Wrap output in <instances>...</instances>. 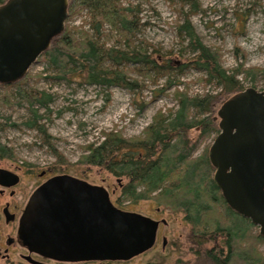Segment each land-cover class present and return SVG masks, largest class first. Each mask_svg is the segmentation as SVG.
<instances>
[{
	"label": "rangeland",
	"instance_id": "374dc122",
	"mask_svg": "<svg viewBox=\"0 0 264 264\" xmlns=\"http://www.w3.org/2000/svg\"><path fill=\"white\" fill-rule=\"evenodd\" d=\"M199 2L201 11L192 14V7L182 0H125L124 5L134 10L131 18L136 25L135 31L127 40L121 30L105 24L101 42L125 51L134 49L146 51L155 57L162 55L185 61L193 56V52L189 48V38L180 33L179 25L189 16L202 42L217 52L222 66L229 72L240 66L241 72L243 68L259 70L255 81L251 77L246 80L244 74L238 76L244 89L254 87L264 91V0ZM88 21L85 13L73 16L69 13L65 28H73L74 36L81 41L82 30L94 35ZM27 74H30L29 80L21 85V89L33 93L45 91L52 94L53 99L48 110L39 109L38 124L43 131L29 128L25 123L33 120L30 104L20 101L16 86L6 89L3 86L6 84H0V101L6 94L10 95L7 96L9 102H0V123L4 126L0 130V142L12 152L10 157L0 156V168L15 171L20 176L19 183L14 187V195H10L9 191L1 193L0 186V245L7 246L8 237L19 240L16 231L18 219L15 222L6 221L4 208L9 207L6 204L9 202L15 212L23 208L33 190L48 177L40 175L46 171L69 174L103 186L109 191L115 205L158 220L159 227L155 245L131 259L79 262L46 260V263L39 259L37 261L42 263L38 264H195L198 260L191 235L192 225L184 213L170 211L154 200L119 202L120 198L124 199L121 186L127 180L115 177L103 167L80 163V159L88 153L87 147L91 143L98 145L104 139V132L120 131L127 138L144 136L147 126L160 110L167 113L178 107L176 90L187 91L193 96L218 94L213 110L217 116L226 98L221 94V89L207 85L203 81L204 74L195 69L186 70L183 77L176 79L178 84L171 85L165 91L161 89L167 77L153 83L146 76L133 74V79L143 87H135L133 91L122 87L107 89L90 85L80 76L58 78L54 75L56 71L43 60L33 64ZM196 135L194 132L191 136L196 138ZM216 136L202 137L194 156L204 154L207 148L209 154ZM53 148L57 150L56 154ZM60 157L66 160V164H58ZM211 245L207 243L208 248ZM259 249L264 255V244ZM23 252L24 249L16 243L10 248V256L0 257V264H31L20 256Z\"/></svg>",
	"mask_w": 264,
	"mask_h": 264
},
{
	"label": "trees",
	"instance_id": "16d2710c",
	"mask_svg": "<svg viewBox=\"0 0 264 264\" xmlns=\"http://www.w3.org/2000/svg\"><path fill=\"white\" fill-rule=\"evenodd\" d=\"M6 1L0 0V5ZM182 1L189 3L192 14L201 11L199 0ZM124 2L71 0L70 16L85 13L94 35L82 30L83 40L78 41L73 28L67 26L39 60L48 62L58 78L80 76L90 85L107 89L122 87L131 91L135 87H143L133 79V74L146 76L153 83L167 77L161 89L165 91L178 84L176 79L183 77L186 70L195 69L204 74L203 81L207 85L221 89L225 100L244 90L238 78L240 74H244L246 80L250 77L252 81L256 80L258 69L243 68L244 72H241L240 66L231 73L224 68L217 52L202 42L189 16L179 25L180 33L189 38V48L193 52V56L185 61L162 55L155 57L146 51H125L106 46L101 42L105 24L121 30L127 40L136 29L131 18L134 10ZM173 73L175 76L171 75ZM29 77L27 74L19 81L3 86L6 89L17 87L20 101L28 102L33 113V120L25 124L43 131L38 124V113L40 108L49 109L52 94L21 89ZM7 96L10 97L6 94L1 101L9 102ZM175 97L178 107L167 113L160 110L147 126L144 136L127 138L120 131L104 132V139L98 145L91 143L80 163L103 167L115 177L126 179L127 182L121 186L124 199L120 198L119 202L154 200L170 211L184 213L192 225L191 235L198 260L195 264H264V255L259 249L264 244V236L258 226L234 211L225 201L213 180L215 169L209 160L208 148L204 154L194 156L202 137L211 138L220 132L219 120L213 113L218 94L193 96L187 91L176 90ZM2 128L4 126L0 123V130ZM194 132L196 138L191 136ZM53 150L56 154L57 150ZM11 155L12 152L0 142V156ZM60 158L58 164H66V160ZM208 242L212 243L210 248Z\"/></svg>",
	"mask_w": 264,
	"mask_h": 264
},
{
	"label": "water",
	"instance_id": "95a60500",
	"mask_svg": "<svg viewBox=\"0 0 264 264\" xmlns=\"http://www.w3.org/2000/svg\"><path fill=\"white\" fill-rule=\"evenodd\" d=\"M69 0H7L0 5V84L22 79L64 30ZM220 132L210 149L213 180L227 204L264 236V91L246 88L217 112ZM20 176L0 168V185ZM6 221L14 219L8 206ZM165 222V221H164ZM159 221L116 206L99 185L62 175L31 196L20 219L23 245L61 261L131 259L152 248Z\"/></svg>",
	"mask_w": 264,
	"mask_h": 264
},
{
	"label": "flooded vegetation",
	"instance_id": "af4514ba",
	"mask_svg": "<svg viewBox=\"0 0 264 264\" xmlns=\"http://www.w3.org/2000/svg\"><path fill=\"white\" fill-rule=\"evenodd\" d=\"M15 172V171H14ZM16 173V172H15ZM41 176H48L47 178H46V180H44L41 184H39L34 190H33V192H32V194L30 195V197H29V199H28V201H27V203L29 202V200H30V198H31V196L33 195V193L38 189V188H40L43 184H45V183H47V182H49L50 180H52L53 178H55V177H57V176H62V175H69V174H52V173H46V171H42V173L40 174ZM69 176H72V175H69ZM72 177H74V176H72ZM75 178H77V177H75ZM78 179H80V178H78ZM80 180H83V179H80ZM83 181H86V180H83ZM88 182V181H87ZM17 185V184H16ZM16 185H14V186H12V187H3L2 186V189H1V193H4L5 191H9V194L10 195H14V187L16 186ZM1 186V185H0ZM27 203L25 204V206L23 207V208H19V210L17 211V212H15V210L11 207V204L8 202L6 205H9V210H10V212H12V214L14 215V219L11 221V222H15L17 219H18V227H17V234H18V228H19V219H20V217H21V215H22V213H23V211H24V209H25V207H26V205H27ZM117 206V205H116ZM16 207H18V206H16ZM120 208V207H119ZM122 209V208H121ZM123 210H125V209H123ZM125 211H128V210H125ZM129 212H131V211H129ZM21 213V215L18 217V215ZM157 234H158V232H157ZM9 238V239H8ZM7 238V246H5V247H2V245H0V257H3V256H10V254H9V251H10V248L13 246V245H15L16 243L17 244H19L23 249H24V251H25V253L23 252V253H21L20 254V256H22L24 259H25V261H27V262H29V263H31V264H38V262L39 261H37V260H39V259H42L41 261H43L44 263H46L45 261L46 260H55V259H53V258H49V257H45L44 255H42V254H40V253H38V252H35V251H32V250H30L28 247H26L25 245H23L22 243H21V241H19L18 239H16V238H11V237H8ZM157 242V238H156V241H155V243ZM155 245V244H154ZM55 261H61V260H55ZM63 262H72V261H63ZM39 263H42V262H39Z\"/></svg>",
	"mask_w": 264,
	"mask_h": 264
}]
</instances>
